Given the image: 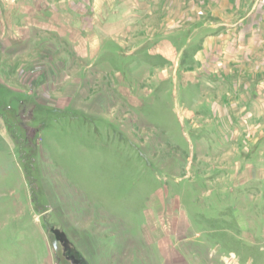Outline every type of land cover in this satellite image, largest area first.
Listing matches in <instances>:
<instances>
[{"label":"rangeland","instance_id":"1","mask_svg":"<svg viewBox=\"0 0 264 264\" xmlns=\"http://www.w3.org/2000/svg\"><path fill=\"white\" fill-rule=\"evenodd\" d=\"M0 264H264V0H0Z\"/></svg>","mask_w":264,"mask_h":264},{"label":"crops","instance_id":"2","mask_svg":"<svg viewBox=\"0 0 264 264\" xmlns=\"http://www.w3.org/2000/svg\"><path fill=\"white\" fill-rule=\"evenodd\" d=\"M234 13H235V10H233V11L231 10V11H229V13H226V14H227V17L232 18L233 16H237V13L236 14H234ZM225 25H227V24L224 21H223V23H218V25L216 26V29H223ZM232 25H233L234 28L239 29V22H234ZM226 28L227 27L225 26L224 30H226Z\"/></svg>","mask_w":264,"mask_h":264},{"label":"bare ground","instance_id":"3","mask_svg":"<svg viewBox=\"0 0 264 264\" xmlns=\"http://www.w3.org/2000/svg\"><path fill=\"white\" fill-rule=\"evenodd\" d=\"M182 82V81H181Z\"/></svg>","mask_w":264,"mask_h":264}]
</instances>
